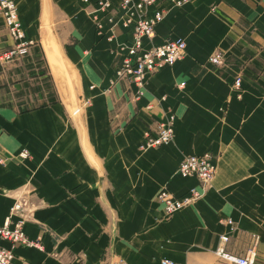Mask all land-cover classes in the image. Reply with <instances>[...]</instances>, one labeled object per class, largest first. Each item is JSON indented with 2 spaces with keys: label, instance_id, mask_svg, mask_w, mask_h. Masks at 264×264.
<instances>
[{
  "label": "crops",
  "instance_id": "obj_1",
  "mask_svg": "<svg viewBox=\"0 0 264 264\" xmlns=\"http://www.w3.org/2000/svg\"><path fill=\"white\" fill-rule=\"evenodd\" d=\"M15 1L32 43L0 61V225L22 198L33 208L23 231L38 243L0 239L13 263L230 264L216 251L226 234L225 251L253 248L264 264V0H159L154 42L181 38L186 53L148 74L139 96L115 75L128 30L97 13L96 34L94 6L81 0ZM12 44L0 16V53ZM214 51L224 67L207 62ZM169 111L171 142L140 148ZM205 152L215 157L209 185L164 217L158 191L198 187L175 170Z\"/></svg>",
  "mask_w": 264,
  "mask_h": 264
},
{
  "label": "built area",
  "instance_id": "obj_2",
  "mask_svg": "<svg viewBox=\"0 0 264 264\" xmlns=\"http://www.w3.org/2000/svg\"><path fill=\"white\" fill-rule=\"evenodd\" d=\"M81 1L94 6L92 12L95 13L96 34L102 35L104 33L97 13L107 16L108 20L113 22V25L116 24L120 28L129 31V38L124 44L123 52L119 53L115 75L119 80L123 79L132 83L138 94H142L148 74L157 71L162 66L173 65L186 53V44L181 38L167 37L160 43L154 42L155 26L162 20L165 13L164 8L156 7L159 0H118L117 3H114V0ZM186 1L170 0L173 6H180ZM151 8L153 9L151 10ZM118 11L120 12L119 24L113 20V16ZM0 16L9 38L13 41L8 49L0 53V61L8 62L24 55L32 40L25 38L18 19L15 0H0ZM207 62L216 68L224 67L226 57L223 52L214 51L208 56ZM241 81L242 77L240 75H234L231 83L232 87L239 91ZM237 96H240L239 92ZM173 122L174 114L171 111L164 114L154 128L147 129L143 133L140 147L147 149L171 142ZM19 156L22 158L27 157V150L22 149ZM214 168L215 157L211 153L205 152L184 156L175 172L183 177H195L199 185L198 187L192 186L181 196L173 195L166 186H163L157 193V199L162 203L165 215L170 216L177 210L189 206L199 199L214 175ZM32 210L31 205L22 198L15 201L10 207L5 221L0 225V238L9 241L11 245L17 242L36 245L38 242L30 240L22 229L27 214ZM226 223L230 226L234 225L230 218L226 220ZM227 238L226 234L220 235L216 249L226 262L230 264H254L255 252L253 248L243 254L227 252L222 247ZM254 238L256 240V236ZM12 258L11 250L0 245V264H14ZM162 262L172 264L169 260Z\"/></svg>",
  "mask_w": 264,
  "mask_h": 264
},
{
  "label": "bare ground",
  "instance_id": "obj_3",
  "mask_svg": "<svg viewBox=\"0 0 264 264\" xmlns=\"http://www.w3.org/2000/svg\"><path fill=\"white\" fill-rule=\"evenodd\" d=\"M159 8H162V7H159ZM46 46H47V48H46L47 55L51 56L52 54H51V50H50L49 43H48L47 40H46ZM27 50H28V49H27ZM166 66H167V65H166ZM162 67H164V66H162ZM162 67H161V68H162ZM159 69H160V68H159ZM135 88H136V87H135ZM141 89H142V88H141ZM139 95H140V94H138V93H137V90H136V96H139ZM159 121H160V120H159ZM159 121H158V122H159ZM142 137H143V135H142ZM161 145H163V144H161ZM156 147H157V146H156ZM140 148H141V147H140ZM143 149H145V148H143ZM19 153H20V152H19ZM18 155H19V154H18ZM19 157H20V156H19ZM21 158H22V157H21ZM189 189H190V188H189ZM189 189H188V190H189ZM168 190H169V189H168ZM169 191H170V190H169ZM170 192H171V191H170ZM171 193H172V192H171ZM172 194H173V193H172ZM173 195H174V194H173ZM156 199H157V195H156ZM157 200H158V199H157ZM18 201H19V200H18ZM158 202L162 205V203H161L159 200H158ZM14 203H15V202H14ZM14 203H13V204H14ZM27 203H28V202H27ZM13 204H12V205H13ZM28 204H30V203H28ZM12 205H11V206H12ZM30 205H31V204H30ZM11 206H10V207H11ZM31 207H32V205H31ZM162 208H163V205H162ZM9 211H10V208H9ZM9 211H8V214H9ZM177 211H178V210H177ZM30 212H31V211H29V213L27 214L26 222L29 220ZM163 213H164V217H168V216L165 215L164 208H163ZM8 214H7V215H8ZM5 218H6V217H5ZM4 221H5V220H4ZM22 229H23V226H22ZM0 239H1V238H0ZM2 240H5V239H2ZM6 241H7V240H6ZM7 242H9V241H7ZM17 243H20V242H17ZM15 244H16V243H15ZM23 244H24V243H23ZM26 245H27V244H26ZM28 246H37V243H36V245H28ZM10 250H11V249H10ZM11 252H12V251H11ZM12 259H13V258H12ZM119 263H120V262H112L111 264H119Z\"/></svg>",
  "mask_w": 264,
  "mask_h": 264
},
{
  "label": "rangeland",
  "instance_id": "obj_4",
  "mask_svg": "<svg viewBox=\"0 0 264 264\" xmlns=\"http://www.w3.org/2000/svg\"><path fill=\"white\" fill-rule=\"evenodd\" d=\"M68 82H69V81H68ZM68 85L70 86V84H68ZM70 96H71V98H72L71 100H73V101H72V104H73V105L70 107V109L73 110V108L76 107L75 105L77 104V103H76V99H74L75 96H74V92H73V91H70Z\"/></svg>",
  "mask_w": 264,
  "mask_h": 264
}]
</instances>
